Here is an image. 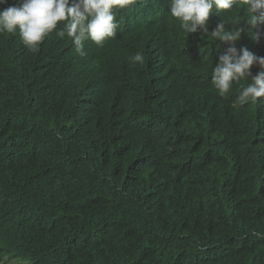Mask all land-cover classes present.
<instances>
[{
  "label": "trees",
  "instance_id": "obj_1",
  "mask_svg": "<svg viewBox=\"0 0 264 264\" xmlns=\"http://www.w3.org/2000/svg\"><path fill=\"white\" fill-rule=\"evenodd\" d=\"M244 8L209 31L240 21L237 48L264 57ZM168 10L114 8L84 55L56 30L35 49L0 33V264H264V97L238 104L247 78L219 94L227 45Z\"/></svg>",
  "mask_w": 264,
  "mask_h": 264
},
{
  "label": "clouds",
  "instance_id": "obj_2",
  "mask_svg": "<svg viewBox=\"0 0 264 264\" xmlns=\"http://www.w3.org/2000/svg\"><path fill=\"white\" fill-rule=\"evenodd\" d=\"M4 0H0V3ZM134 0H18L15 5L0 10V33L17 30L25 46L35 49L50 33L71 38L77 52L84 55L83 43L91 40L102 46L116 35L118 24L114 8H124ZM238 0H168L171 17L181 22L187 33L202 32L227 45L212 69L211 81L219 94H227L234 82L245 78L248 83L240 84L237 102L245 105L264 97V72L253 75L254 64L264 66V57L255 55L247 47L236 46L244 30L237 21L231 28L221 22L209 31L210 12L233 9ZM247 22L255 29L254 39L264 35V0H243ZM64 22L58 29V23ZM133 63H143L144 56L137 52L129 57Z\"/></svg>",
  "mask_w": 264,
  "mask_h": 264
}]
</instances>
